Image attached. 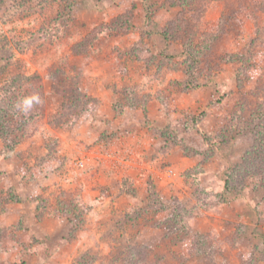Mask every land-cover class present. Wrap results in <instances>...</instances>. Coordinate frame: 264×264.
Listing matches in <instances>:
<instances>
[{
	"label": "rangeland",
	"instance_id": "rangeland-1",
	"mask_svg": "<svg viewBox=\"0 0 264 264\" xmlns=\"http://www.w3.org/2000/svg\"><path fill=\"white\" fill-rule=\"evenodd\" d=\"M0 99V264H264V0H0Z\"/></svg>",
	"mask_w": 264,
	"mask_h": 264
},
{
	"label": "trees",
	"instance_id": "trees-1",
	"mask_svg": "<svg viewBox=\"0 0 264 264\" xmlns=\"http://www.w3.org/2000/svg\"><path fill=\"white\" fill-rule=\"evenodd\" d=\"M162 35L166 38L167 37V34L165 32H162ZM185 50V54L187 55V57L190 59L191 61V64L189 66V70H188V78L187 80L185 81V84L188 85L190 88H194L197 86V84L195 83L194 81V77L196 75V69H197V66L199 64V60H198V53L196 52V50H192L191 48H187L185 47L184 48ZM187 86V87H188ZM21 96H24L22 93L18 94H13V95H10L11 98H9L7 100V103H10L8 104L9 106V112H13V110H15V113L16 114H19V116H21L22 119H13V122H15V124L17 126H24L25 123H27L28 118L30 119V116H31V113L27 116H24L23 114L19 113L15 108H14V104L15 102L18 100L19 97ZM2 100V99H0ZM2 102H0L1 104ZM12 109V111H11ZM8 111L4 110V108L2 106H0V127L2 130L6 131V132H2L1 133V136L6 139H10V128H9V124L7 125V123L10 121V119H8V116L11 115V113H9ZM9 114V115H8ZM25 117V118H23ZM10 118V117H9ZM18 123V124H17ZM12 126V125H11ZM13 127V126H12ZM9 129V130H8ZM21 129L20 127H18V130ZM10 140H6V143H9Z\"/></svg>",
	"mask_w": 264,
	"mask_h": 264
},
{
	"label": "clouds",
	"instance_id": "clouds-1",
	"mask_svg": "<svg viewBox=\"0 0 264 264\" xmlns=\"http://www.w3.org/2000/svg\"><path fill=\"white\" fill-rule=\"evenodd\" d=\"M43 99L38 92L24 95L18 98L14 104V108L24 116L29 115L36 106L43 104Z\"/></svg>",
	"mask_w": 264,
	"mask_h": 264
}]
</instances>
